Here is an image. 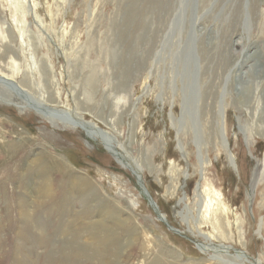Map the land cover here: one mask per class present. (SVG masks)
Masks as SVG:
<instances>
[{
  "label": "rangeland",
  "instance_id": "rangeland-1",
  "mask_svg": "<svg viewBox=\"0 0 264 264\" xmlns=\"http://www.w3.org/2000/svg\"><path fill=\"white\" fill-rule=\"evenodd\" d=\"M238 1L245 10L241 17L232 16ZM157 2L144 57L139 54L143 62L113 91L116 25L125 0H0V74L52 109L94 124L124 158L120 161L101 138L40 114L2 88L0 264L20 262L25 247L33 254L20 264H153L158 255L163 264H264V136L251 127L264 125L257 122L264 111V0H197V6L195 0ZM147 11L142 10V20ZM75 60L80 66L72 79L68 64ZM92 74L98 90L89 104H79L83 81ZM47 85L56 99H47ZM116 104L114 122L110 114ZM54 155L69 166L67 172ZM35 157L43 164L33 176L27 164ZM123 161L138 164L141 181L178 232L156 214ZM70 173L88 177L97 190L86 201L82 193L67 201L76 212L69 221L77 223L71 222L73 232L66 237L58 233ZM29 183L32 198L25 194ZM24 194L31 204L26 219ZM106 203L115 215L120 212L122 223L101 222L99 206ZM27 219L43 224L36 235L39 246L21 241L19 227ZM215 223L228 237L218 238ZM93 229L106 248L98 253L64 249ZM84 239L76 243L80 248L90 241ZM97 245L94 241L93 248Z\"/></svg>",
  "mask_w": 264,
  "mask_h": 264
},
{
  "label": "bare ground",
  "instance_id": "bare-ground-1",
  "mask_svg": "<svg viewBox=\"0 0 264 264\" xmlns=\"http://www.w3.org/2000/svg\"><path fill=\"white\" fill-rule=\"evenodd\" d=\"M192 1V0H191ZM194 1V0H193ZM201 1V0H200ZM207 1V0H206ZM205 0H202V3H204ZM243 2V1H242ZM238 1L235 5V8L233 9V14L232 16H235V17H241V16H244L245 15V10H244V7H243V3ZM146 3V6H144ZM157 0H125V3H124V6H123V10H122V14H121V19H122V22L117 24L116 27H117V33H116V40L115 42L117 44H119L117 46V48L113 51V56H114V60H115V77L117 78L118 82H117V85H114L112 86L111 90L115 91L116 89H121V84L125 83L127 81V79H129L131 77V73L135 72L136 69H137V64L138 62L144 57V53L145 51H142V47L145 45V43L148 40V35L150 33V30H151V27H152V20H151V15L152 13H154L156 11V8H157ZM191 3V2H190ZM197 3V0H195V4ZM144 4V5H143ZM194 4V3H193ZM194 4V5H195ZM198 4V3H197ZM196 4V6H197ZM162 4L160 5V8H161ZM164 7L162 6V9ZM246 8V7H245ZM143 9H147L148 13L146 14V16L144 17V20H142L143 18V15H142V10ZM153 19V18H152ZM241 19V18H239ZM154 23V22H153ZM132 37V38H131ZM131 38V41L130 43L127 45V41ZM32 39V38H31ZM34 40V39H33ZM126 43V44H125ZM196 45V44H195ZM122 46L125 47V52L123 54V51H122ZM119 48V49H118ZM206 46H205V43L204 42H201L200 45H199V50L200 51H203V53L205 54L206 52ZM194 50V49H193ZM191 50V51H193ZM112 51V50H111ZM222 52V51H220ZM68 53V51H67ZM66 53V57L68 58L69 56L67 55ZM142 53V54H141ZM70 54V53H69ZM141 54V55H139ZM196 54V53H195ZM216 54V53H215ZM223 55V54H222ZM77 56V55H76ZM140 56V58H139ZM78 57V56H77ZM194 57V56H193ZM223 57V56H221ZM220 57V58H221ZM122 59L123 58V62L122 64H119L118 63V60L119 59ZM138 58V59H137ZM195 59V58H194ZM73 61V60H72ZM68 62H69V59H68ZM71 62V61H70ZM141 62H143V59L141 60ZM79 65V61L78 60H75V64L72 63V65L70 66L68 64V69H69V72H70V78L74 79V75H75V71H76V68L77 66ZM80 66V65H79ZM121 66V67H120ZM72 67V69H71ZM120 67V68H119ZM210 69V67L208 68ZM75 70V71H74ZM78 70V69H77ZM81 70V69H80ZM83 70V69H82ZM43 71L44 73L47 72V67L44 66L43 67ZM79 73H82L79 72ZM80 78V77H79ZM94 78L95 76L92 74L90 76H87L86 79L83 81L85 82V92H82V95L83 97H81L79 99V104H89L91 101H93V98H94V95L96 93V91L98 90V85L95 84L94 82ZM14 81V80H13ZM73 81V80H72ZM24 82V81H23ZM192 84H196V79L192 80ZM17 84V83H16ZM16 84H14L12 82V79H10L9 77H6V76H3L2 74H0V90L3 88L4 90L6 91H9V92H15L17 93L19 96H21L27 103L30 102V104H32L31 106H33L34 108H36L38 110V112H40V114H43L44 116L48 117V118H51V119H59V120H63L64 123H68V124H71V125H74V126H79L81 127L90 137H99L101 138L102 142L106 145V148H109L113 151L114 155L117 156L120 161L122 160V152H120V150L116 147L115 145V142L113 141V139L107 137L105 134H102L99 130H97V128L95 127L94 124L88 122V121H84V120H80L79 118H76V117H73V116H69L67 114V112L63 111V110H56V109H52L51 106L48 105L47 102H45L44 100H41V99H35V98H32V96H29L28 95V92L21 88L20 86H17ZM2 85V87H1ZM24 86V85H23ZM48 86V91H46L47 93H50L47 97V99H56V95L54 94V89L50 88L49 85ZM49 88L52 90L50 91ZM200 88V87H199ZM80 89V88H79ZM47 90V88H46ZM78 90V86L75 87V91ZM210 90V87H207V89L205 91H203L202 93V97L204 98V101H205V98L206 96L205 95H208V92ZM91 91V92H90ZM93 91V94H91ZM79 93V92H78ZM76 95H78L76 93ZM111 97V95H108V98ZM202 99V98H201ZM247 100V99H246ZM203 101V103H204ZM198 102V101H197ZM250 104V103H249ZM118 104L114 105V107L112 108L111 110V117L113 118L114 122L115 121V118H117V111H116V107H117ZM263 105V104H262ZM90 106V105H89ZM88 106V107H89ZM87 107V108H88ZM204 107V105H203ZM83 107H81L82 109ZM90 108V107H89ZM86 109V108H85ZM85 109H82V110H85ZM93 109V108H92ZM88 110V109H86ZM91 110V109H90ZM264 114V111L262 112V110L259 111V117H258V121H262L264 122V119H263V115ZM105 119V118H104ZM112 120V121H113ZM254 122V121H252ZM251 127L256 131L258 135L260 136H264V125H259V124H256V125H251ZM115 128V127H114ZM261 129V130H260ZM42 151V150H41ZM30 155V154H29ZM37 156V154H36ZM55 159L59 160L58 163L59 165L61 166V168L63 169H66V172L69 170V166L65 163V161L62 159V157L60 156H57V155H54L53 156ZM29 159V158H28ZM124 159V158H123ZM41 158L39 157H35L31 159V162L29 161L28 164H27V170H29V173L31 172V174L34 176V175H39V170H40V167L41 165L43 164V162H41ZM124 163V166L129 168L135 175L136 177L138 178V181H139V186L141 188V191L143 193L144 189L142 187V181H141V175H140V167L138 166V164H136L135 162L133 161H129V162H125L123 161ZM41 172V171H40ZM41 174V173H40ZM68 181H69V185H68V189L66 190V192H64L65 196H66V201L64 202V207H65V212L64 214H62V216L60 217L61 219V224H62V228H60L59 230V235L60 236H66V237H69L71 234V232H73V227L74 226H71V222L69 221V219L71 217H73L75 215V211L74 209L71 207V208H68V205H67V201L71 200V201H74V198L76 197L77 193H82V197L84 196L85 198V201L86 199H88V195L91 196V193H93L95 190L97 189H94L92 185L95 186V184H90V182L85 179V178H88V177H85L84 176H80V175H77V176H72V173L69 174L68 176ZM65 179V178H64ZM255 179V178H254ZM35 180V179H34ZM91 181V180H90ZM254 181V180H253ZM68 183V182H66ZM47 188L48 190H50V185L51 183L48 182L47 183ZM91 185V186H90ZM39 186V185H38ZM36 185V188L38 187ZM90 186V187H88ZM33 187V186H32ZM26 190H25V194H27L28 196H31L32 198V188H31V185L30 183L28 185H26ZM31 191H28L30 190ZM38 189V188H37ZM35 191V190H34ZM37 191V190H36ZM53 191V190H51ZM64 191V190H63ZM31 192V193H30ZM39 192V191H38ZM30 193V195H29ZM36 193V192H34ZM98 193V192H97ZM251 193V192H250ZM24 194V195H25ZM23 196L25 198H21V205L23 207V218L26 219L28 218V209L29 207L27 205L30 204V199L27 198L26 196ZM36 195V194H35ZM59 195V194H58ZM95 195V194H94ZM34 196V195H33ZM79 196V195H78ZM96 196V195H95ZM39 197V195H38ZM48 197V196H47ZM80 197V196H79ZM92 197H93V194H92ZM37 198V197H36ZM77 198V197H76ZM81 198V197H80ZM29 199V200H28ZM35 199V198H34ZM78 199V198H77ZM83 199V198H81ZM91 199V198H90ZM36 200V199H35ZM40 200V199H39ZM48 200V199H46ZM20 201V199H19ZM49 201V200H48ZM81 201H84V200H81ZM19 203V202H18ZM33 203V202H31ZM40 203V202H39ZM62 203V202H61ZM101 203V202H99ZM36 204V202H35ZM53 204H56L53 202ZM73 204H76V202ZM31 205V204H30ZM34 205V203H33ZM39 205V204H38ZM41 205V204H40ZM42 205H44L42 203ZM37 206V205H36ZM35 206V207H36ZM52 206V205H51ZM60 206V205H59ZM73 206V205H72ZM92 206V205H91ZM28 207V208H27ZM66 207H67V210H66ZM85 208V207H84ZM83 208V209H84ZM22 209V208H20ZM55 209V208H54ZM86 209V208H85ZM91 209V208H90ZM99 210L98 212V215L100 217H102L101 219V222H111L112 220H114L113 222L114 223H118V222H123V219H120V212H118L119 215H115V213H113V211H110L108 208H107V203L105 204V206H103L102 204L99 206ZM113 209V208H112ZM32 210V209H31ZM30 210V211H31ZM53 211V210H52ZM87 211V209H86ZM63 212V211H62ZM82 212V211H80ZM79 212V213H80ZM78 213V212H77ZM89 213V212H88ZM91 213V212H90ZM30 214H32V212H30ZM59 214V213H58ZM60 215H61V212H60ZM96 215V214H95ZM217 215V214H216ZM22 216V215H21ZM31 216V215H30ZM96 217V216H95ZM94 217V218H95ZM221 217V216H220ZM220 217L217 216L216 218V222L218 221V219H220ZM56 218V217H55ZM77 218V217H76ZM91 218V216H90ZM74 218H72L73 220ZM81 218L79 217V220ZM85 219V218H84ZM89 219V218H87ZM98 219V218H97ZM78 220V219H77ZM83 220V219H82ZM90 220V219H89ZM95 221V219H93ZM117 221V222H116ZM60 222V221H59ZM83 222V221H82ZM93 223V221H91ZM90 222V223H91ZM97 222H99V219L98 221H96V224ZM74 224H76L75 222H72ZM86 223V222H85ZM95 223V222H94ZM93 223V224H94ZM125 223V221H124ZM119 225V223L117 224ZM121 225V224H120ZM216 225V223H215ZM76 226V225H75ZM92 226V225H91ZM88 227V228H91ZM218 227V225H216ZM259 226H261V224L259 223ZM60 227V226H59ZM220 227V226H219ZM218 227V230H220ZM221 228V227H220ZM223 228V227H222ZM43 229V224H40L39 222H36V221H33L32 223H30V221L27 219V221L20 225L19 227V234H20V237H21V241H25V240H33L34 243L36 245L39 246L40 244V239L38 238L37 235V232L42 230ZM76 229V228H75ZM225 229V228H224ZM92 230V229H91ZM89 230L88 233H89V236H86V239H89L90 241L84 243L86 245H84L82 243L81 245V248H80V245H77L76 243H78L79 241H82L85 237H83L82 235L81 236H76L74 241H69L70 244H67L65 243L64 244V249L67 251L68 249V246L69 248H74L77 250V252L79 251V253L81 251H94L98 253V251L101 249V248H106L105 247V244L103 243V238L102 240L99 239V236L101 235L100 231H91ZM261 230V229H260ZM75 232V231H74ZM81 232V231H79ZM225 232V230L223 231ZM218 238L224 236L220 230V232H218ZM39 234V233H38ZM103 235V234H102ZM72 237V236H71ZM224 237H228V236H224ZM148 238V237H147ZM84 239V240H86ZM94 241H97L98 242V245L95 247V249L93 248V242ZM148 241V240H147ZM107 242H109L107 240ZM124 243V242H123ZM96 244V243H95ZM109 244V243H108ZM19 245V244H18ZM35 245V246H36ZM124 246L127 245V244H123ZM20 247L22 248V245L20 244V246H18V252H17V257L20 256V253H19V250H20ZM67 248V249H66ZM122 248V247H121ZM146 249L147 246H146V242L143 243V249ZM202 250H205L206 247L205 246H202L201 247ZM236 249V248H235ZM226 251H229V247H226ZM23 254L21 256L22 259L23 258H27L28 259V256H31V254H33L32 250L31 249H26V247L24 248V250H22ZM21 252V253H22ZM235 254H239V257L241 256L240 255V250L238 251L237 249L234 250ZM36 254V253H35ZM83 254V252H82ZM87 254V253H86ZM161 254V253H159ZM99 256V255H98ZM169 256V255H168ZM241 257H244L241 256ZM21 259V261H23ZM16 260V259H15ZM18 260V259H17ZM26 260V259H25ZM38 260V259H37ZM167 260V258H166ZM165 260V261H166ZM20 261V262H21ZM28 261V260H26ZM16 262V261H15ZM20 262H16L15 264H20ZM107 262V261H106ZM111 262V261H110ZM175 262V260H174ZM28 262H26L27 264ZM170 263V262H169ZM171 263H172V260H171ZM170 263V264H171ZM25 264V262L23 263ZM107 264H109L107 262ZM153 264H163V259L160 255L156 256L154 261H153ZM178 264V263H177ZM238 264V263H237Z\"/></svg>",
  "mask_w": 264,
  "mask_h": 264
},
{
  "label": "water",
  "instance_id": "water-1",
  "mask_svg": "<svg viewBox=\"0 0 264 264\" xmlns=\"http://www.w3.org/2000/svg\"><path fill=\"white\" fill-rule=\"evenodd\" d=\"M147 194H148V192L147 191H145Z\"/></svg>",
  "mask_w": 264,
  "mask_h": 264
}]
</instances>
